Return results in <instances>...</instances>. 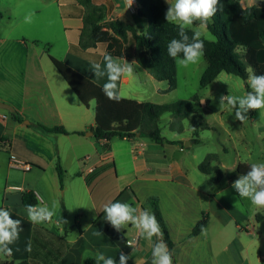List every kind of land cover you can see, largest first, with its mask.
Wrapping results in <instances>:
<instances>
[{
  "label": "crops",
  "instance_id": "0c3cea01",
  "mask_svg": "<svg viewBox=\"0 0 264 264\" xmlns=\"http://www.w3.org/2000/svg\"><path fill=\"white\" fill-rule=\"evenodd\" d=\"M92 1L105 9V22L121 20L138 34L148 30V20L130 12L125 0ZM240 1L246 7L264 6V0ZM73 3L66 0L60 7ZM60 13L65 25L60 56L51 54L49 46L42 48L36 38L0 35V103L15 110L0 108V208L29 221L26 193H34L38 205L51 207L53 201L58 202L51 222L29 221L28 262L86 264L103 253L119 264L123 252L129 256L127 264H152V243L158 238L153 236L149 242L131 224L117 232L106 221L103 207L121 202L138 211L145 206L151 212L148 200L155 197L175 243L173 264H264V207H254L232 187L239 164L228 172L220 167L225 174L221 179L202 173L201 158L185 150L184 138H177L178 129L172 139L165 138V144L141 135L133 140L116 137L106 144L96 139L92 131L96 103L81 102L51 62L48 50L101 88L107 77L95 79L91 65L97 62L70 51L71 44H79L83 19ZM199 29L208 30L200 23L193 30ZM89 53L100 54L98 63L103 67L107 46L99 44ZM120 60L132 63L133 68L118 81L121 98L171 103L175 90L166 92V81L156 80L135 61ZM41 126L63 127L72 134L47 132ZM58 163L64 171L63 187ZM15 164H29L32 169L26 172ZM63 207L66 223L62 222ZM259 213L261 220L256 218ZM204 216L207 226L194 236ZM246 225L250 229H244ZM0 259L12 261L3 254Z\"/></svg>",
  "mask_w": 264,
  "mask_h": 264
},
{
  "label": "trees",
  "instance_id": "16d2710c",
  "mask_svg": "<svg viewBox=\"0 0 264 264\" xmlns=\"http://www.w3.org/2000/svg\"><path fill=\"white\" fill-rule=\"evenodd\" d=\"M138 1L140 4L138 15L146 18L149 22L148 30L140 34L132 26L121 20L105 22L107 17L105 9L96 6L92 0H74L73 4L62 6L63 17L82 18L84 21L79 44H71L70 51L82 58L98 63L101 55H94L89 51L96 49L99 44H105L108 54L135 61L156 80L166 81L168 83L166 92H172L178 88V65L169 56L167 45L172 39H180L179 29L176 24L169 23L165 19V12L169 7L165 0ZM1 16L0 13V18ZM199 23L196 21L194 25ZM206 26L215 40L210 41L200 37L204 42V58L208 63L201 78V88H207L223 72L238 76L245 81L249 77L247 71L249 68H252L257 75L264 74V6L246 7L240 0H220L216 15L211 18ZM186 31L191 40L195 31L190 28ZM48 53L56 69L81 102L86 106L92 101L96 103V124L92 131L99 141L109 143L116 137L133 140L140 133L142 137H148L158 144H165L166 139L162 135L160 120L166 113H170L174 120L188 119L194 129V134H198L200 130L211 128L205 116L196 110V105L201 102L199 95H195L191 100H180L166 104L139 103L123 98L119 101L110 100L105 96L101 87L72 69L65 62L53 57L49 50ZM252 114L254 115L255 112ZM11 115L19 120L16 113H11ZM41 127L47 132L72 134L63 127ZM195 141L199 142V140ZM219 160L217 154H210L200 164V171L221 179L225 174L219 165H215ZM250 166L247 163H239L232 179L235 181L239 176L246 173ZM58 171L63 187L64 171L60 163H58ZM24 205L25 207L38 205L36 195L26 193ZM148 206L151 212L155 214L163 231V240L172 253L175 243L168 232L158 198H150ZM145 209L147 208L144 206ZM10 213L13 219L21 221L23 230L20 232L19 239L14 244L9 245L13 249L10 256L12 261L0 259V264H30L27 246L30 241L31 223L12 212ZM262 217L261 213L256 216L258 220H261ZM66 219L67 211L63 207L62 222L66 223ZM207 223L208 217L204 216L194 228L193 235L200 234ZM86 264H96V260L90 258Z\"/></svg>",
  "mask_w": 264,
  "mask_h": 264
},
{
  "label": "rangeland",
  "instance_id": "374dc122",
  "mask_svg": "<svg viewBox=\"0 0 264 264\" xmlns=\"http://www.w3.org/2000/svg\"><path fill=\"white\" fill-rule=\"evenodd\" d=\"M65 2L66 0H0V12L3 15L0 35L10 33L14 38H36L42 48L47 49L49 46L51 54L60 56L62 39L65 36L60 6ZM29 15L32 16L30 23L25 19ZM189 28L195 29V25ZM197 31L201 32V37L215 40L209 30ZM207 65L203 55L197 64L187 68L178 66V88L171 94L170 99L171 102H177L191 100L199 95L201 102L196 105V110L205 116L211 128L194 134L188 119L174 120L170 113H166L160 120L163 137L172 139L176 130L181 129L177 138H184L186 151L196 153L201 158V163L210 154H217L220 160L216 164L225 172L239 163L252 165L264 162V109L250 110L248 118L242 123L235 119V109H231L226 101L223 108H220L222 95L244 96L251 91L248 80L223 72L207 88H201V78ZM190 139L199 142L191 144Z\"/></svg>",
  "mask_w": 264,
  "mask_h": 264
},
{
  "label": "clouds",
  "instance_id": "9594fccd",
  "mask_svg": "<svg viewBox=\"0 0 264 264\" xmlns=\"http://www.w3.org/2000/svg\"><path fill=\"white\" fill-rule=\"evenodd\" d=\"M169 4L165 12V19L169 23H174L179 29L180 39H172L168 45V54L178 66L187 68L189 65L197 64L204 55V42L200 38L201 32L195 31L189 39L187 29L199 21L200 26L204 27L214 17L219 9L220 0H175ZM30 23L32 16L26 18ZM182 53V58H181ZM91 71L95 79L99 80L107 77V82L103 85L102 91L105 96L114 101H119L121 96L118 90V81L122 76L133 71L132 63L121 62L119 57L105 54L103 67L100 63H93ZM249 72L248 86L251 91L244 96H221L220 108H223L225 101L231 109H235V119L244 122L250 110L264 109V74H255L252 68ZM238 105V107H237ZM240 197L250 200L254 207H264V162L253 163L249 170L239 176L232 183ZM58 206L57 201L49 205H27V218L32 223L51 222ZM103 211L105 219L110 225L119 232L126 225L131 224L149 242L152 237H157V241L152 243V264H173L172 253L163 240V231L157 221L155 214L149 210H137L130 204L121 202H109L104 205ZM23 230L21 221L13 219L10 211L0 208V254L11 256L13 249L9 245L14 244ZM100 233H97L99 235ZM131 247V244H129ZM27 251H31V244L27 246ZM129 256L123 252L119 255V264H127ZM96 264H117L112 257H106L103 253L95 256Z\"/></svg>",
  "mask_w": 264,
  "mask_h": 264
},
{
  "label": "built area",
  "instance_id": "2783aa9c",
  "mask_svg": "<svg viewBox=\"0 0 264 264\" xmlns=\"http://www.w3.org/2000/svg\"><path fill=\"white\" fill-rule=\"evenodd\" d=\"M125 3L129 9L130 12L132 13H137L139 11V7H140V4H139V1L138 0H125ZM104 144H106L107 142L106 141H103ZM15 167H20L23 171H30L32 169V166L29 165V164H15L14 165ZM94 170V169H92ZM244 229L248 230L250 229V226L246 225L244 227Z\"/></svg>",
  "mask_w": 264,
  "mask_h": 264
},
{
  "label": "water",
  "instance_id": "95a60500",
  "mask_svg": "<svg viewBox=\"0 0 264 264\" xmlns=\"http://www.w3.org/2000/svg\"><path fill=\"white\" fill-rule=\"evenodd\" d=\"M0 108L1 109H5V110H8L10 112H14V108L8 104H5V103H0ZM141 134H138V136H140Z\"/></svg>",
  "mask_w": 264,
  "mask_h": 264
}]
</instances>
